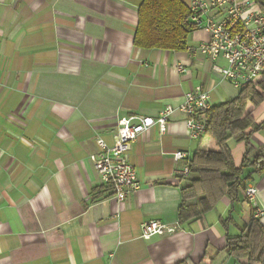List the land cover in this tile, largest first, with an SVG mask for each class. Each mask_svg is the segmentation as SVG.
I'll use <instances>...</instances> for the list:
<instances>
[{"label": "crops", "instance_id": "0c3cea01", "mask_svg": "<svg viewBox=\"0 0 264 264\" xmlns=\"http://www.w3.org/2000/svg\"><path fill=\"white\" fill-rule=\"evenodd\" d=\"M143 1L0 0V264H242L226 245L254 217L245 192L179 223L190 175L174 157L215 147L206 133L188 135L178 109L186 93L203 85L215 105L239 90L206 56L135 46ZM208 39L193 29L187 45ZM167 106L175 108L167 132L154 126L130 150L138 188L116 200L91 160L97 139L112 145L121 118ZM253 115L264 123V102ZM250 143V156L264 148V125ZM231 149L241 165L247 144ZM250 185L264 223V172ZM154 218L166 225L146 240L142 224Z\"/></svg>", "mask_w": 264, "mask_h": 264}, {"label": "trees", "instance_id": "16d2710c", "mask_svg": "<svg viewBox=\"0 0 264 264\" xmlns=\"http://www.w3.org/2000/svg\"><path fill=\"white\" fill-rule=\"evenodd\" d=\"M264 13V0H255ZM189 5L182 0H144L139 7L134 36L137 47L182 51L193 25L189 21ZM264 102V73L256 76L238 94L207 110L205 133L210 135L216 150L199 147L189 157L190 176L181 187L178 222L199 220L224 196L237 198L245 192L253 173L264 172V148L250 156L252 133L261 130L254 111ZM230 140L247 144L241 165L237 166ZM246 169H251L246 171ZM226 249L242 264H264V223L254 218L243 232L228 237ZM178 264H194L187 258Z\"/></svg>", "mask_w": 264, "mask_h": 264}, {"label": "built area", "instance_id": "2783aa9c", "mask_svg": "<svg viewBox=\"0 0 264 264\" xmlns=\"http://www.w3.org/2000/svg\"><path fill=\"white\" fill-rule=\"evenodd\" d=\"M188 7L193 29H203L209 34L208 40L187 45L189 53L211 59L213 70L238 90L264 73V13L255 0H189ZM220 60L225 65H221ZM177 68L185 70L182 64ZM210 98V90L198 85L186 93L178 108L188 117L187 133L192 139H199L206 131V112L212 106ZM174 111V107L167 106L156 116L121 118L112 145L102 138L97 139L99 152L92 154L91 160L102 184L111 190L116 200L125 201L139 185L136 167L129 158L132 145L154 126H158L162 133L167 132ZM174 157L186 161L179 174L190 175L189 154L177 151ZM245 194L254 208V218H260L263 207L258 204L257 188L247 186ZM165 225L155 218L145 221L141 228L142 237L151 239Z\"/></svg>", "mask_w": 264, "mask_h": 264}, {"label": "rangeland", "instance_id": "374dc122", "mask_svg": "<svg viewBox=\"0 0 264 264\" xmlns=\"http://www.w3.org/2000/svg\"><path fill=\"white\" fill-rule=\"evenodd\" d=\"M208 136L211 138L210 135H208ZM214 142H215V141H214ZM234 142H236V141H235V140H232V141L229 143L231 147L234 145ZM206 149H208V150H211V149L216 150L217 148H216V145H215L214 148H206Z\"/></svg>", "mask_w": 264, "mask_h": 264}]
</instances>
